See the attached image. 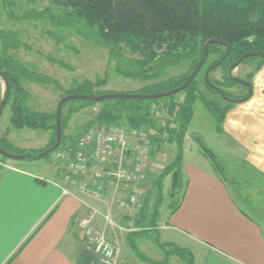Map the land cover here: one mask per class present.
<instances>
[{"label": "trees", "instance_id": "trees-1", "mask_svg": "<svg viewBox=\"0 0 264 264\" xmlns=\"http://www.w3.org/2000/svg\"><path fill=\"white\" fill-rule=\"evenodd\" d=\"M54 1L62 7L61 12H55L54 9L46 7L43 10H25L19 15L9 6L13 1L5 0V6L7 15L12 20L21 22L26 19H49L58 28H73L82 35L94 39L99 45L108 48L109 62H114L116 72L126 77L149 82L144 90L141 89L135 93L165 92L182 85L205 55V43L210 39L218 40L209 43L208 54L200 71L187 87L181 90L185 94L182 99L177 98L175 93L158 98H108L100 101L104 105L96 115V122H124L133 127L148 128L152 135L153 155L156 143L174 142L177 145L173 160L167 163L152 181L160 196L154 204L152 213L147 214L146 205H144L135 220L138 230L130 231L127 235L135 255L146 262L170 264V257L176 254L186 264H194V255L190 249L161 241H159L160 246L164 249L169 247V250H165L163 259L155 260L141 252L135 237L139 239L149 237L152 231L158 230L160 199L167 175L172 174L171 194L173 197L185 191L186 180L183 176L185 139L195 112V103L201 100L206 105L216 118L218 131L222 132V122L227 112L234 102H239L230 100L229 97L249 98L251 87L234 79L229 75L228 70L246 53L257 52L255 55L245 57L243 61L249 57H259L264 60L262 55L264 53V0ZM20 47H28V45L21 39L18 31L0 29V75L4 81L7 80L2 101L6 98L5 106H10V120L14 128L49 130L51 138L48 145L40 149L10 150L6 146L10 144L8 138L0 136V146L12 153L30 152L26 158H39L40 152L56 142L57 107L54 111L35 109L30 104L31 93L22 84V80L26 79L43 85L52 84L57 90H62L63 86L55 77L31 70L10 54V50H17ZM225 55H227L226 58H224ZM48 58L66 66L61 60ZM221 60L219 66L224 67L227 79L223 83L243 85L247 90L246 93L233 95L224 87H220L219 84L222 82L210 76V73L218 66L213 67L207 75L208 68ZM183 61L190 62L186 72L181 76L162 78L166 67ZM261 66V62L256 65L257 69ZM202 70H204L205 87L221 94L228 100L226 104H216L215 100L208 98L200 90L197 77ZM252 74L253 72H250L249 77L252 78ZM105 82L101 79L96 81L85 79L77 84L81 90L79 92L83 93L84 89H93ZM71 93H77V91L72 90L67 94ZM71 100L65 101L62 105L60 145L75 147L77 143L75 140L66 144L65 122L73 112L95 104L97 101L90 98H79L77 100L81 101L80 105L69 106L66 113L65 109ZM154 104L157 106L156 109L153 108ZM156 110H160L161 114L158 115ZM202 152L211 160L216 170L225 176V169L214 151L204 146ZM51 153L44 156H49ZM0 154L8 157L2 152ZM180 202L171 203L170 206L174 207L172 213L177 210Z\"/></svg>", "mask_w": 264, "mask_h": 264}, {"label": "crops", "instance_id": "crops-1", "mask_svg": "<svg viewBox=\"0 0 264 264\" xmlns=\"http://www.w3.org/2000/svg\"><path fill=\"white\" fill-rule=\"evenodd\" d=\"M5 89L0 81V104ZM252 96L244 100L247 114L240 115L238 105H233L223 123L241 158L236 175L225 167V176L221 175L203 152L195 161L184 156L185 191L161 228L163 242L190 249L194 264H264V93L257 99ZM242 118L250 119L242 123ZM0 133L11 140L10 127L2 122ZM48 139L43 146L21 148L40 149ZM24 164H1L0 264H100L75 221L83 207L82 197L62 194L67 183L55 167L60 181L50 184ZM98 224H103L101 218ZM116 240L120 264H126L129 241L123 245Z\"/></svg>", "mask_w": 264, "mask_h": 264}, {"label": "rangeland", "instance_id": "rangeland-1", "mask_svg": "<svg viewBox=\"0 0 264 264\" xmlns=\"http://www.w3.org/2000/svg\"><path fill=\"white\" fill-rule=\"evenodd\" d=\"M11 1H13V3H11L9 6H11V9L19 15L25 10H43L46 7L54 9L55 12L62 11V7L54 0ZM5 5V0H0V29H13L18 31L21 39L28 45V47H20L17 50H10V54L23 62L31 70L43 72L55 77L63 86L62 90H57V88L52 84L43 85L23 79L22 84L31 93L30 104L35 109L42 111H54L61 96L66 95L72 90L80 93L79 91L81 90L78 88L79 86L77 83L82 82L85 79H91L93 81L101 79L106 81L99 86H95L93 89H84L83 93L92 95L114 92H135L141 89L144 90L149 83L141 81L137 78L126 77L116 72L114 62H109L108 48L99 45L94 39L82 35L73 28H58L54 26V24H52L49 19H26L21 22L12 20L7 15ZM48 57L61 60L66 64V66H63L57 62H53ZM258 62H261L262 64L259 69L256 67ZM189 63V61H183L179 64L166 67L162 78L167 79L173 76H181L188 70ZM250 72H253L251 75L252 78L249 77ZM232 73L238 78L251 82L253 85L252 97H254V99L259 98L260 95L264 93V60L262 58L249 57L245 61H242ZM203 75L204 70H202L197 77L199 78L198 82L200 90L203 91L208 98L215 100L216 104H226L228 100H226L221 94L205 87L203 83ZM210 76L221 81L222 83L219 84V86L222 88L224 87L233 95L244 94L247 91L243 85H227L223 83L227 81V79L225 77V69L222 65L218 66L217 69L212 71ZM0 81L5 83L4 79H1ZM184 95L185 94L183 91L175 93V96L179 99H182ZM244 102L245 101L233 103V105H238L239 108L236 112H240V115L247 114L246 109L248 108L246 102ZM80 103V100L72 99L67 105L65 112H68L69 106L77 107L80 105ZM103 105V102L97 101L95 104H90L89 106L70 114V117L65 122L64 128L66 144H69L74 140L75 142L78 141L82 134H84L85 130L95 124H108L106 122H96V115ZM194 109L195 112L189 124L186 135L187 137L185 139V159L187 161L201 159L202 149L204 146H206L214 151L223 167L227 169L228 173L231 175H236V170L239 168L241 162L240 156L236 153L237 145L230 138H227L224 128L222 132L218 131L215 116L207 109L206 105L201 100H198L195 103ZM10 115L11 109L10 106L7 105L0 114V122H2L5 126L10 127L11 140L10 144L6 145L10 150L23 149L21 146H43L47 137L51 138V131L49 130L14 128L10 120ZM249 119L250 118H242V123L244 121H249ZM118 123L126 124L124 122ZM223 123L224 121L222 122V127ZM255 125L258 127L257 123H255ZM242 126L240 129L243 128ZM245 126L251 127V123H245ZM0 136L7 137L6 133H0ZM64 147L66 146L61 144L56 150ZM176 150L177 145L174 142H162L161 144H155V154L153 156L154 163L156 164L151 167L150 177L145 183V205L147 214L152 213L154 204L160 197L157 193V187L153 185L152 181L154 177L164 169V166L173 160ZM207 159L209 160V158ZM3 161H10L19 163L21 165L22 163H25L24 166L27 168V170L36 174L37 177L43 176L44 179L50 184H53L54 181H60L59 177L54 174L56 162L53 158V153H51L49 156H42L39 158H12L3 157L0 154V170ZM22 161H32V164L36 165L34 166L31 165L30 162ZM75 190L76 188L74 189V193L77 197H82L85 201L96 205L101 211L108 210L107 204L105 202L95 200L87 195H80ZM171 191L172 174H169L164 179V188L160 199L158 230L152 231L149 237H143L141 239L135 237L136 241L137 239L139 240L137 242H139L138 246L141 252L155 260L163 259L166 253L165 250H169V247L164 249L159 244V241H164V230H162L161 226L164 222H166L173 211L174 207L170 206L171 203L173 201L180 202L182 198L183 191L177 193L175 197L172 196ZM82 204L85 205L83 202ZM82 209H85V207L83 206ZM111 213L114 221L123 225L127 229L119 230L118 228H110L109 238L115 244H118L116 238H118L119 241L123 243V245L128 244L127 239L129 240V236L127 233L130 232L129 228L133 226V223L129 224L127 217L117 206L112 208ZM75 221L77 226L82 230L76 219ZM85 243L89 248L92 249V251H94V253H96L94 248L91 247L86 239ZM127 251H129V257L127 258L126 264H153L137 257L131 248H128ZM178 260V258H174L172 255L170 257V264L185 263L184 261ZM100 264H102L101 261Z\"/></svg>", "mask_w": 264, "mask_h": 264}, {"label": "built area", "instance_id": "built-area-1", "mask_svg": "<svg viewBox=\"0 0 264 264\" xmlns=\"http://www.w3.org/2000/svg\"><path fill=\"white\" fill-rule=\"evenodd\" d=\"M156 105L153 108L156 109ZM158 115L160 110H156ZM152 137L145 127L122 123L95 124L87 128L75 147L66 146L53 152L55 169L63 173L67 185L63 195H87L105 202L108 210L81 201L76 217L87 242L94 248L102 264H119V247L110 238V228L127 229L114 221L111 210L117 206L138 230L136 217L145 205V183L154 163ZM101 218L103 225H98ZM161 227H165L162 225Z\"/></svg>", "mask_w": 264, "mask_h": 264}, {"label": "water", "instance_id": "water-1", "mask_svg": "<svg viewBox=\"0 0 264 264\" xmlns=\"http://www.w3.org/2000/svg\"><path fill=\"white\" fill-rule=\"evenodd\" d=\"M217 39H210L205 43L206 46V52L205 55L202 57V59L199 61L198 65L196 66V68L193 70V72L190 74V76L188 77V79L185 81V83H183L182 85L175 87L169 91H165V92H159V93H135V92H128V93H123V92H114V93H102V94H97V95H92V94H86V93H72L69 95H65L63 97L60 98V100L58 101L57 104V139L56 142L54 143V145H52L51 147H49L48 149H46L45 151L40 152L38 155L40 157L51 153L52 151L56 150L61 143L62 140V125H61V115H62V105L65 101L69 100V99H79V98H90L93 99L95 101H101L104 99H108V98H118V97H127V98H158V97H163V96H168L174 93H177L181 90H183L184 88L187 87V85L195 78V76L198 74V72L200 71L206 56L208 54V45L211 42H217ZM257 52H252V53H246L244 54L243 57H241L240 59H238L237 61H235L230 67H229V75L232 76L234 79L243 82L247 85H249L251 87L250 93L248 94V97H250L253 94V87L251 82L243 80L241 78L236 77L235 75H233V70L243 61V59L245 57L251 56V55H255ZM262 55L264 56V53H262ZM227 55L224 56V58H226ZM221 61H218L215 65L211 66L208 68L207 70V75L209 74V72L212 70L213 67L219 66L221 64ZM206 75V78H208V76ZM6 84H7V80ZM221 93H223V91H221ZM230 100L233 101H244L246 98H241V99H236V98H230ZM6 103V98L1 102L0 104V114L3 112L4 106ZM0 152H2L3 154L7 155L8 157H12V158H25L28 154H30V152L27 153H12L9 151H6L5 149H3L0 146Z\"/></svg>", "mask_w": 264, "mask_h": 264}, {"label": "flooded vegetation", "instance_id": "flooded-vegetation-1", "mask_svg": "<svg viewBox=\"0 0 264 264\" xmlns=\"http://www.w3.org/2000/svg\"><path fill=\"white\" fill-rule=\"evenodd\" d=\"M231 98H233V97H231Z\"/></svg>", "mask_w": 264, "mask_h": 264}]
</instances>
